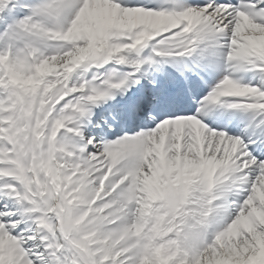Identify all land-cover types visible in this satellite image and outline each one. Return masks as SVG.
<instances>
[{"label":"snow or ice","instance_id":"1","mask_svg":"<svg viewBox=\"0 0 264 264\" xmlns=\"http://www.w3.org/2000/svg\"><path fill=\"white\" fill-rule=\"evenodd\" d=\"M0 264H264V0H0Z\"/></svg>","mask_w":264,"mask_h":264}]
</instances>
